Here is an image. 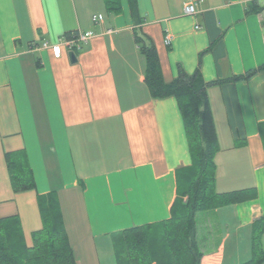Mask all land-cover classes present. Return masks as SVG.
I'll return each instance as SVG.
<instances>
[{"label": "crops", "instance_id": "1", "mask_svg": "<svg viewBox=\"0 0 264 264\" xmlns=\"http://www.w3.org/2000/svg\"><path fill=\"white\" fill-rule=\"evenodd\" d=\"M252 2L263 10L246 16ZM120 4L110 14L104 0H0V218L17 216L30 246L38 198H54L77 264H116L113 235L170 219L177 172L192 163L176 99H153L144 83L135 31L155 46L165 83L178 66L192 74L200 62L209 82L264 64V0H137L139 26ZM88 31L72 64L65 35ZM207 93L215 189L257 198L196 215L200 264H241L264 213V72ZM7 154L21 156L33 190L13 191Z\"/></svg>", "mask_w": 264, "mask_h": 264}, {"label": "trees", "instance_id": "2", "mask_svg": "<svg viewBox=\"0 0 264 264\" xmlns=\"http://www.w3.org/2000/svg\"><path fill=\"white\" fill-rule=\"evenodd\" d=\"M135 26L141 24L137 0H127ZM110 14L121 12L120 0H104ZM263 8L256 2L248 4L245 15L259 14ZM76 33L66 34L71 38ZM135 42L145 59L144 83L151 98L176 99L180 110L192 163L177 172V198L172 205L170 219L158 224L133 227L112 236L116 264H200L202 252L198 246L196 215L255 200L254 188L218 193L215 189V154L217 135L210 108L208 89L226 83L246 81L259 72L264 64L243 75H233L206 82L200 72V62L194 73L181 66L169 83L162 78L155 46L146 35L134 33ZM202 54H200L201 56ZM6 164L15 193L34 189L31 172L23 165L21 156L7 154ZM23 165V166H22ZM42 226L31 235V245L24 242L17 216L0 218V264H77L64 228L57 202L52 197L38 198ZM264 213L251 224V257L241 264H262L264 248Z\"/></svg>", "mask_w": 264, "mask_h": 264}, {"label": "built area", "instance_id": "3", "mask_svg": "<svg viewBox=\"0 0 264 264\" xmlns=\"http://www.w3.org/2000/svg\"><path fill=\"white\" fill-rule=\"evenodd\" d=\"M183 13L185 15H188V16L194 15L196 13L194 4L191 3V2L185 3L184 6H183ZM103 19L104 18H103V16L101 14L92 16V22L93 23L101 22ZM91 36H92V32H89V31L85 32V33L77 32L76 34L72 35L71 38L64 39L62 43H63L64 47L67 50L74 51L75 49L78 48V43L79 42L85 41L88 38H90ZM164 43H165V45H170L171 41H170V37L169 36L165 37ZM43 46L46 47L47 45L44 44ZM52 48H53V50L55 52L59 51V45L53 46Z\"/></svg>", "mask_w": 264, "mask_h": 264}, {"label": "water", "instance_id": "4", "mask_svg": "<svg viewBox=\"0 0 264 264\" xmlns=\"http://www.w3.org/2000/svg\"><path fill=\"white\" fill-rule=\"evenodd\" d=\"M69 61L73 64L76 62V54L74 51L68 53Z\"/></svg>", "mask_w": 264, "mask_h": 264}, {"label": "rangeland", "instance_id": "5", "mask_svg": "<svg viewBox=\"0 0 264 264\" xmlns=\"http://www.w3.org/2000/svg\"><path fill=\"white\" fill-rule=\"evenodd\" d=\"M250 247H251V243H250Z\"/></svg>", "mask_w": 264, "mask_h": 264}]
</instances>
